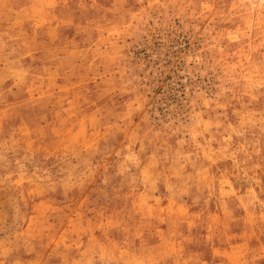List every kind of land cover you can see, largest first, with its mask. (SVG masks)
<instances>
[{
	"label": "rangeland",
	"instance_id": "rangeland-1",
	"mask_svg": "<svg viewBox=\"0 0 264 264\" xmlns=\"http://www.w3.org/2000/svg\"><path fill=\"white\" fill-rule=\"evenodd\" d=\"M0 264H264V0H0Z\"/></svg>",
	"mask_w": 264,
	"mask_h": 264
}]
</instances>
